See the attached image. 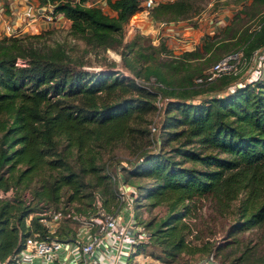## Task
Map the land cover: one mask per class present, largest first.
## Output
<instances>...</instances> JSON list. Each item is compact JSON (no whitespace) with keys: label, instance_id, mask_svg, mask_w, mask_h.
Listing matches in <instances>:
<instances>
[{"label":"trees","instance_id":"1","mask_svg":"<svg viewBox=\"0 0 264 264\" xmlns=\"http://www.w3.org/2000/svg\"><path fill=\"white\" fill-rule=\"evenodd\" d=\"M90 1L38 0L40 6L50 4L61 13L70 36L86 47L121 48L130 76L78 69L81 62L74 65L61 46L36 45L37 35L0 37V191L29 190L34 184L32 199L37 203L56 204L65 193L68 201L88 198L90 209L79 211L76 228L61 230L59 238L75 234L78 218L95 214L96 200L105 211L117 207L112 181L117 164L110 158L100 166L101 152L125 142L138 131L137 125L145 123V132H140L152 136L158 147L147 151L139 146L135 160L121 168L124 183L135 189L134 217L150 233L134 255L143 253L149 242L162 254L157 258L170 263L206 249L187 240L190 229L183 221L194 202L204 198L220 211L237 203L230 235L264 227V74L231 90L238 75L199 85L196 78L206 74L194 64L204 54L216 63L237 52L248 62L264 45V16L256 29L237 32L234 42L230 41L236 33L228 28L229 37L206 40L203 52L198 49L161 61L155 54L169 55L165 43L155 48L149 44L152 52L145 53L141 43L123 40L130 17L142 11V0H107L112 16L84 4ZM198 1L157 3L150 18L164 23L186 20L196 12ZM262 8L264 0H251L248 7L253 15ZM133 52L134 64L126 58ZM158 98L165 101L160 110ZM155 117L160 122L155 123ZM137 179L150 183L139 186ZM143 202L151 208L164 205L165 216L144 223L136 211ZM36 206L0 200L1 262L30 233H25L24 221ZM38 220L31 218L32 229L44 235Z\"/></svg>","mask_w":264,"mask_h":264},{"label":"rangeland","instance_id":"2","mask_svg":"<svg viewBox=\"0 0 264 264\" xmlns=\"http://www.w3.org/2000/svg\"><path fill=\"white\" fill-rule=\"evenodd\" d=\"M103 1L105 0H98L100 9L106 14L111 16L114 15V13L107 8L106 1ZM159 1L163 0H156V3ZM250 3L251 0H199L196 4V12L191 13L186 20L177 21L182 23L183 30L175 36H167L165 29L160 27L158 22H153L151 20L150 11L148 13L137 12L130 17L124 30L123 40L125 42L135 40L136 43H141L144 45V49L146 50L145 53L152 52L149 44L155 48L160 42H163L169 50V55H166L167 53H163L165 55L155 54V58L161 61L166 59L173 60L174 56H179L184 52L201 50L206 40L218 41L229 37L230 32L227 31L228 28L234 29L232 32L236 33L234 39L230 42L235 41L239 35L237 32L241 31L243 28H248L249 31L256 29L260 19L264 16V8H262L260 14L253 15L252 10L248 9ZM59 15L61 18L56 20V24L54 25L51 23H40L41 30L37 34L30 33V29H25L24 32H27L28 35H37L39 39L35 40V43L39 47L61 46L73 60V63H75L74 65H76L77 61L81 62L80 66L76 65L78 69L81 68L90 73L114 71L118 72L119 75L130 76V72L124 67V62L121 60V48L95 49L86 47L82 41L70 36L67 29L68 22L65 21L61 13ZM0 37H4V35L1 34ZM201 52L203 51L201 50ZM207 56L208 55L204 54L203 59L194 63L200 65L202 68V75L207 74L214 63V60H209ZM126 58L134 64V52L128 53ZM19 63L22 62L19 61ZM141 63L142 61L138 63V65L140 66ZM234 68L235 72L238 74L237 79L246 80L253 75L257 65L242 64V62L238 60ZM258 69L263 72L264 65L260 66V68L258 67ZM155 120V123L160 122L158 117H155ZM136 128L138 131L125 142L115 144L112 148L101 152L99 156L100 166H103L104 162L106 163L110 158H113L112 162H116V167L121 170V168L125 166V162H133L136 156L139 155V146H144L147 151H154L158 147V145H155V143L151 141L153 139L152 136L140 132H145V123L137 125ZM113 172L114 171H112V173ZM88 180V178L85 179L86 184ZM136 182L139 186H146L150 183L145 179H137ZM33 188L34 184H32L29 190L24 191L11 187L7 191H0V200H8L10 203L22 201L25 206L37 204L36 212L29 215L31 218L36 216L38 218L50 219V216L56 214V216L60 218L58 220L59 224L56 232L57 237H59V232L61 230L66 232V230H69L71 227L76 228L77 223L75 218L78 217L76 214L82 215L79 211L90 209L88 198L68 201L69 193L63 194L60 201L56 204H47L45 202L37 203L36 200L32 199L31 189ZM90 189V187L86 188L87 191H90ZM236 204L237 203L232 204L227 211H220V207L208 198L196 200L192 205L191 212L185 215L183 221L188 224L190 229L187 240L191 242L192 245H196L199 248L205 246L206 249L194 255H181L174 262L170 263L158 259L157 256H162V254L157 252L155 246L149 242V244L145 245L143 251H141L149 254V256L143 253L134 255L136 257L132 256V258L134 257V264H195L209 255H212L215 264H264V227L258 226L230 235L231 229L229 227L236 220ZM124 210L126 213H129L127 209ZM136 211L139 219L146 223L150 220H158L164 217L166 214V207L161 205L151 208L148 207L147 202H143L136 206ZM68 213L75 216L71 218L70 215H67ZM29 216L26 219H28ZM65 216L67 219L64 218ZM26 219L24 221V230H26L25 233H29V228H26ZM122 219L126 221L127 218ZM30 226L32 228L31 220ZM144 242H147V240ZM123 250L126 253L131 252V247L127 244V241L123 242Z\"/></svg>","mask_w":264,"mask_h":264},{"label":"built area","instance_id":"3","mask_svg":"<svg viewBox=\"0 0 264 264\" xmlns=\"http://www.w3.org/2000/svg\"><path fill=\"white\" fill-rule=\"evenodd\" d=\"M98 3V0H92L84 4L88 7L100 8ZM156 4V0H142L140 12L148 13ZM59 14L54 12L50 4L10 18L0 13L4 20L2 34L6 37L23 36L27 34L24 32L25 29H30V33H39L40 23L56 24V20L61 18ZM65 21L68 22L66 19ZM238 60L242 64H256L257 68L248 79H237L233 86L228 88L231 90L262 78L264 71L262 72L258 67L264 65V45L253 52L248 62L242 60V52L224 56L210 67L204 78L200 77L195 82L199 85H207L226 75H238L234 68ZM164 102L160 98L157 99L156 105L159 110L162 109ZM154 131L155 128L152 127L151 132ZM112 181L117 190V207L113 212L105 211L100 201L96 200L95 214L90 217H79V226L75 234L65 238L56 236L60 219L56 214L50 216V219L39 218L38 222L45 229L44 235L33 231L29 216L26 219V228H29L30 233L21 239L20 248L6 260L0 261V264H134L136 246L148 240L150 234L144 227L138 225L134 217L135 189L124 183L120 168H117L112 175ZM64 218L67 219L66 216ZM122 218L127 219L123 221ZM124 241H127L131 247L130 253L123 250ZM195 264H215V260L209 257Z\"/></svg>","mask_w":264,"mask_h":264},{"label":"crops","instance_id":"4","mask_svg":"<svg viewBox=\"0 0 264 264\" xmlns=\"http://www.w3.org/2000/svg\"><path fill=\"white\" fill-rule=\"evenodd\" d=\"M173 0H163L159 1L160 2H169ZM38 7H41L39 5L38 0H0V13L2 15H5L7 17L15 16L16 14H26L27 11L29 10H35ZM140 13V12H138ZM3 18L0 15V35L2 34L3 30ZM55 24V23H51ZM160 27H163L165 31L167 32V36H175L180 33L181 30H183V25L182 23L179 22H169V23H164V22H158Z\"/></svg>","mask_w":264,"mask_h":264}]
</instances>
